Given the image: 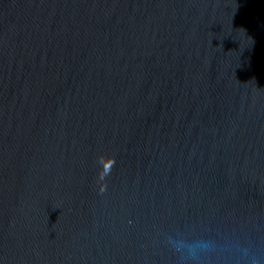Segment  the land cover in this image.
Returning <instances> with one entry per match:
<instances>
[{
    "label": "water",
    "instance_id": "water-1",
    "mask_svg": "<svg viewBox=\"0 0 264 264\" xmlns=\"http://www.w3.org/2000/svg\"><path fill=\"white\" fill-rule=\"evenodd\" d=\"M191 235L264 255V0H0V264Z\"/></svg>",
    "mask_w": 264,
    "mask_h": 264
},
{
    "label": "clouds",
    "instance_id": "clouds-1",
    "mask_svg": "<svg viewBox=\"0 0 264 264\" xmlns=\"http://www.w3.org/2000/svg\"><path fill=\"white\" fill-rule=\"evenodd\" d=\"M169 247L178 254L180 264H203L206 258L223 255L228 264H264V255L250 245L232 238H208L201 235L168 239Z\"/></svg>",
    "mask_w": 264,
    "mask_h": 264
}]
</instances>
